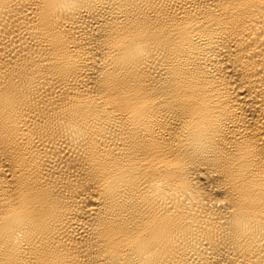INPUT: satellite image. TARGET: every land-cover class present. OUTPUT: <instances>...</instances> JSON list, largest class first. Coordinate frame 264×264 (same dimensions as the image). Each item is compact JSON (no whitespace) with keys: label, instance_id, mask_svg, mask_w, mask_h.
<instances>
[{"label":"bare ground","instance_id":"1","mask_svg":"<svg viewBox=\"0 0 264 264\" xmlns=\"http://www.w3.org/2000/svg\"><path fill=\"white\" fill-rule=\"evenodd\" d=\"M262 161L264 0H0V264H264Z\"/></svg>","mask_w":264,"mask_h":264},{"label":"snow or ice","instance_id":"2","mask_svg":"<svg viewBox=\"0 0 264 264\" xmlns=\"http://www.w3.org/2000/svg\"><path fill=\"white\" fill-rule=\"evenodd\" d=\"M153 83L156 85V87L158 89L160 88L159 84H157L155 82V80L153 81ZM167 90H168V87L166 85L164 88L160 89L159 94L163 95V93ZM160 107H162V105H160ZM163 115H164L165 119H168L167 113H164ZM161 126L163 127V125H161ZM169 148H170V145H166L163 142H161L159 145L153 146L152 150L158 151L162 154L163 152L168 151ZM145 150H147V149H145ZM172 151H175V149H172ZM101 157H103V154H101ZM96 163L103 167L104 165L107 164V161H104L103 159H101V160H97ZM262 163H264V161H262ZM157 175L163 177V176L168 175V173L165 172V170L163 168H161L158 170ZM259 188H260V196L262 197V200H264V178H262L261 184L259 185ZM254 189H255V186H251L249 188H240L238 195H233L230 198V202L241 203L244 195L254 194ZM6 190L11 192V189L6 188ZM129 207H131V205ZM137 215H138V213L129 216L127 210H123V216L126 218V221H121V215L120 214L116 215V220L121 221V223L123 224V227H120L119 225H116V224H114L113 227H115V228H117V230L121 231L122 234L124 233L125 230H127L129 235H134L135 229L132 226L135 224V220L137 218ZM146 240H147V237L145 238V241ZM143 245H144V242H141V241H137L135 243L129 244L128 248L130 249V251L126 250L124 252V255L128 258L127 261L124 262V264H140L141 257L139 255V249ZM152 247L154 248V246H152ZM149 250L151 251L152 249H149ZM81 252L83 253V249H81ZM84 256H85V259L88 258L86 253H84ZM153 264H156V262L154 261Z\"/></svg>","mask_w":264,"mask_h":264}]
</instances>
